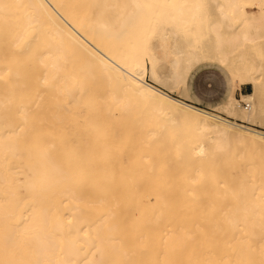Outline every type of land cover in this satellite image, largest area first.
I'll return each instance as SVG.
<instances>
[{"label":"bare ground","instance_id":"bare-ground-1","mask_svg":"<svg viewBox=\"0 0 264 264\" xmlns=\"http://www.w3.org/2000/svg\"><path fill=\"white\" fill-rule=\"evenodd\" d=\"M72 1L0 0V264H264V0Z\"/></svg>","mask_w":264,"mask_h":264},{"label":"rangeland","instance_id":"rangeland-1","mask_svg":"<svg viewBox=\"0 0 264 264\" xmlns=\"http://www.w3.org/2000/svg\"><path fill=\"white\" fill-rule=\"evenodd\" d=\"M75 1L76 0H73L72 4L76 7H80L81 3H76ZM223 75H225V73H222L220 76L217 75V77H214V78L208 77V79L204 83V90L207 95L216 96L215 99H217L221 96L222 93L225 92L226 86H223V81H224ZM147 80L148 81L150 80L149 76L147 77ZM236 85H237L236 86V89H237L236 97L239 99L241 98L242 94H247V93L252 92L251 86H245V85L239 86V83H237ZM205 100L209 103L212 102L209 96H205ZM254 125L256 128L260 130H264V110L263 108H260V110L258 111L257 118L254 120Z\"/></svg>","mask_w":264,"mask_h":264}]
</instances>
